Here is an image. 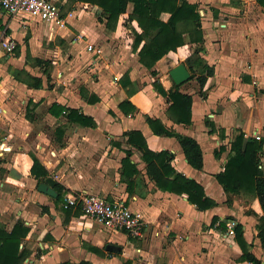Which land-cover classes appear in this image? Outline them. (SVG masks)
I'll use <instances>...</instances> for the list:
<instances>
[{
  "label": "crops",
  "instance_id": "crops-1",
  "mask_svg": "<svg viewBox=\"0 0 264 264\" xmlns=\"http://www.w3.org/2000/svg\"><path fill=\"white\" fill-rule=\"evenodd\" d=\"M54 1L66 20V28L59 31L0 8L4 30L0 39L16 41L13 53L5 52L14 54L6 64L30 74L22 59L31 58L26 49L40 37L65 44L75 36L67 43L82 56L89 53L84 43L98 41L107 54L106 59L88 61L85 70L78 53L76 60L69 55L64 59L60 47L54 45L50 64L63 69L57 76L65 87L55 96L50 91L43 94V76H35L41 79L40 88L28 85L25 74L16 79L12 73L9 88L10 80L0 78V227L10 232L21 222L28 228L19 244V250L26 253L22 264H249L240 261L242 251L235 234L228 236L227 226L221 228L220 221L240 224L248 251L264 264L258 237L263 212L258 199L227 192L216 178L233 154L231 144L238 131L250 138L260 136L259 166L264 173V2L186 0L198 6L204 40L200 56L213 68V75L207 77L202 94L196 76L180 84L179 91L192 101L190 122L182 123L176 121L169 110L171 101L154 89L153 81L167 91L175 85L168 72L180 63L191 76L187 59L196 43L169 51L147 69L132 49V37L124 47L107 41L114 31L122 34L131 31L130 27L138 31L137 22L129 19L131 2L113 31L106 26V15L99 6L80 0ZM8 16L14 19L10 24ZM167 17L168 13H162L163 20ZM17 41L23 42L25 55ZM32 60L35 68L44 63L39 58ZM43 75L47 80L50 77L49 71ZM191 82L194 87H185ZM53 104L63 110L52 112ZM69 109L90 117L95 125L72 120ZM147 118L158 120L173 134L195 140L202 168L189 164L174 135L154 133ZM130 131L141 134L150 152H164L162 166L154 156L148 167L149 156L128 141ZM167 166L199 183L215 205L200 210L186 194L167 190L172 177L164 174ZM47 177L55 182L56 197L38 191ZM81 193L123 202L144 220V237L103 228L79 207L63 208L67 195ZM213 218L218 220L212 223Z\"/></svg>",
  "mask_w": 264,
  "mask_h": 264
},
{
  "label": "trees",
  "instance_id": "trees-1",
  "mask_svg": "<svg viewBox=\"0 0 264 264\" xmlns=\"http://www.w3.org/2000/svg\"><path fill=\"white\" fill-rule=\"evenodd\" d=\"M80 1L90 2L99 6L106 15V26L112 30L115 28L119 15L125 12L128 2L133 4L129 19L137 22L141 32H134L132 49L137 51L139 63L147 69H152L155 63L169 51H174L177 47L186 43H196L197 47L193 53V60L191 61V58L187 59L189 62L188 68L192 72L188 80L196 76L199 93L202 94L201 90L207 77L213 75V68L206 64L200 56L204 52V40L201 30V16L196 4L189 3L186 0ZM258 1L260 3L264 2L263 0ZM162 13H168L166 20L161 18ZM35 61L38 64L41 62L38 59ZM12 73L16 79H20V75L25 74L28 85L31 87L40 88L42 86L40 78L31 77L24 70L13 69ZM151 73L156 74L155 70H152ZM123 83L127 85L128 81L123 80ZM179 86L173 85L166 91L157 80L153 81L154 89L160 94L167 96L171 101L169 110L175 115L176 121L189 123L191 117V96L181 93ZM127 103V100L123 101L120 103V106ZM56 109L61 111L63 107L53 104L50 110L53 112ZM67 111L69 118L77 123L90 127L95 125L90 117L80 114L76 109H69ZM147 121L154 133L159 135H174L178 139L189 164L196 169L202 168V154L195 140L165 130L156 119L147 118ZM206 123L208 124L209 122ZM127 135L128 141L137 145L143 152V155L149 156V168L152 165L151 158L154 156L155 158L157 157L158 163L161 164V158H163L164 152L158 154L150 152L146 147L143 137L137 131H130ZM262 147L263 144L261 141L246 137L242 131H238L231 144L233 154L228 157L224 171L216 175V178L227 192H243L258 199L263 212V215L260 217V223L258 224V237L262 248H264V173L259 167V154ZM36 163L38 164V161L34 159V164ZM164 168V174L167 172L172 175L168 181L169 185L166 186L167 190L177 194H186L187 200L200 210H206L215 205V202L205 195L203 187L199 183L174 172L170 166ZM217 220V218H213L212 223ZM219 225L221 228H225V221H220ZM27 232L28 228L23 226L21 222L16 223L10 232L0 227V264L23 263L26 258V253L23 250H19V244ZM234 233L235 240L242 251L239 258L240 261H247L249 264H261L248 251L240 224H235Z\"/></svg>",
  "mask_w": 264,
  "mask_h": 264
},
{
  "label": "built area",
  "instance_id": "built-area-1",
  "mask_svg": "<svg viewBox=\"0 0 264 264\" xmlns=\"http://www.w3.org/2000/svg\"><path fill=\"white\" fill-rule=\"evenodd\" d=\"M0 8L9 15L22 14L39 20L56 31L66 28L65 16L54 0H0ZM0 46L4 52L11 54L16 47V41L5 37L0 39ZM86 50L94 54L101 53V49L92 44H87ZM113 79L116 80L117 77ZM2 110L0 108V112ZM254 138L259 140L260 136L256 134ZM62 206L65 209L79 207L83 215L103 228L123 231L132 238H143L146 232V224L141 216L121 201L109 202L103 197L88 193L69 194ZM235 224L234 221L226 223L228 236H234Z\"/></svg>",
  "mask_w": 264,
  "mask_h": 264
},
{
  "label": "rangeland",
  "instance_id": "rangeland-1",
  "mask_svg": "<svg viewBox=\"0 0 264 264\" xmlns=\"http://www.w3.org/2000/svg\"><path fill=\"white\" fill-rule=\"evenodd\" d=\"M200 8L204 9V7H200ZM12 18H13L12 16H8L7 17V24H10V22L14 20ZM114 29H116V26H115ZM130 29H131V31H126L125 30V32H123L122 34H119L118 31H114L113 30L114 34L111 35L109 37V39H107V41L108 42L111 41V42H113V44H117V45L119 44L122 47L123 45L127 44V43H125V40L129 36L132 37V41H133L134 32H137V33L141 32L140 27H139L138 31L134 27H132V28L130 27ZM3 31H4L3 28H0V32H3ZM43 37L46 38L45 36H43ZM70 38H72V39L74 38L75 39V36L69 37V39L65 40V41L68 42L70 40ZM67 42L65 44L63 42H58V41H56V42H47L46 39H42L40 37L36 41H34L33 47L31 49L30 48L26 49V52L29 51V53L31 55V58H28L29 60L27 59L28 63H27V60L25 59V57L22 60L25 63L26 67L28 68L26 70L30 72L31 77L37 78L35 76H40V77L43 76L42 78H44V89H45L43 94H48L46 91H50V92H52V95L55 96L57 92H61L65 88L63 81L62 80L58 81L59 78L57 76L58 73H59L58 71H60L62 73L63 69L61 68L62 69L61 70L60 67L59 68L58 67H53L50 64L49 57L51 55L52 50L54 49V45H58L60 47L61 56L64 59H66V57L69 55L70 56L69 58H71V59L74 58L76 60L75 56L77 55V53L79 54V52H78L79 50L71 47V45H69ZM17 43L20 46V49L23 47L22 50H20V52L22 51L23 55H25V48H24L23 42L17 41ZM78 44H79V42L77 43V45ZM88 44H92L95 47L100 48V44L98 43V41L90 42ZM83 45L86 48L87 44L85 45V43H84ZM105 54H107V51L105 52ZM105 54L103 53V51L101 49V53L100 54H94V53H90L89 52V53H85L83 56H82V54H79L78 57L80 56L79 57L80 61L84 62L83 68H85L86 63L88 61H90L91 59H93V58H100L101 60L106 59L105 58ZM12 55H14V54H12ZM11 56H9L5 52H3L2 49H0V78H7L8 80H10V83L9 84L7 83V85H6L7 88H9L10 85H11V82H12V80H11L12 79L11 70L14 69V67H13L14 65L13 64H6L7 59L10 58ZM188 56H189L188 58H193L194 57V55H188ZM34 58H39L44 63L41 64L40 67H36V68L32 67L31 66L32 63H33L32 59H34ZM101 60H99V61H101ZM68 66H70V65H68ZM43 69H45L46 71H49V73H50V77H49L48 80L45 78V75H43L46 72ZM85 70H86V68H85ZM155 72H157V71H155ZM61 79H63V77ZM73 79L75 80L76 77H74ZM186 86L188 88L194 87L195 83L191 82V83H188L187 85H185V87ZM43 131H46V130L43 129ZM47 135L49 136V133Z\"/></svg>",
  "mask_w": 264,
  "mask_h": 264
},
{
  "label": "water",
  "instance_id": "water-1",
  "mask_svg": "<svg viewBox=\"0 0 264 264\" xmlns=\"http://www.w3.org/2000/svg\"><path fill=\"white\" fill-rule=\"evenodd\" d=\"M168 74L175 85H180L190 78L187 68L182 63L172 67ZM54 184L55 182L53 178L47 177L44 182L39 184L38 191L46 195L56 197L57 193L53 189Z\"/></svg>",
  "mask_w": 264,
  "mask_h": 264
}]
</instances>
